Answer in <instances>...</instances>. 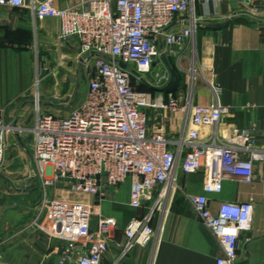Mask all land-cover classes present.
<instances>
[{
	"label": "built area",
	"instance_id": "1",
	"mask_svg": "<svg viewBox=\"0 0 264 264\" xmlns=\"http://www.w3.org/2000/svg\"><path fill=\"white\" fill-rule=\"evenodd\" d=\"M239 1L258 13L255 0ZM193 2L83 0L66 8L55 6L53 0L31 2L38 19H60L62 42L77 37L80 51L93 54L86 63L85 98L68 114L43 112L40 95L34 98L33 162L45 195L39 215L29 227L64 241L59 264H102L116 220L101 214V204L110 187L127 179L132 181L130 205L147 211L128 223L126 240L118 243L120 258L138 245L149 244L155 234L151 224L155 213L170 205L180 189L178 170L186 174L205 171L204 193L189 195V200L223 249L216 264H237L241 234L253 228L254 203L222 201L213 212L208 193L222 191L226 179L252 182L257 162L264 171V131L262 143L250 129L236 127L222 138L216 127L230 108L217 99L214 104H191L190 125L179 137L169 136L162 123L150 132V111L178 113L187 107L181 106L172 92L153 94L139 88L146 83L159 89L169 82L166 72H157L154 82L145 77L152 70L162 35L169 46L194 39L196 20L183 29L164 32L176 19L189 14ZM0 4L25 7L27 0H0ZM213 87L218 97L217 87ZM5 114L0 108V170L5 165L7 133L23 130L8 123ZM202 126L214 129L208 138L202 139ZM240 152L249 157L243 158ZM52 186L96 200L90 204L48 197L47 188ZM94 217L98 218L96 227L92 225Z\"/></svg>",
	"mask_w": 264,
	"mask_h": 264
},
{
	"label": "crops",
	"instance_id": "2",
	"mask_svg": "<svg viewBox=\"0 0 264 264\" xmlns=\"http://www.w3.org/2000/svg\"><path fill=\"white\" fill-rule=\"evenodd\" d=\"M32 1L27 0L25 7L0 4V108L6 110L8 123L23 129L7 133L6 154L16 152L21 165H30L37 175L32 147V129L37 117L34 98L40 95L43 112L68 114L85 98L88 88L86 63L92 60L93 54L80 51L77 37L62 42L59 39L60 19H38L30 7ZM80 1L83 0H53L59 8ZM254 6L258 13H253L239 0H194L189 14L176 19L165 31L183 29L191 20L198 23L193 40L169 46L165 34L159 39L158 55L145 78L154 82L157 72L171 76L170 69L176 70L181 82L172 93L181 106L187 107V112L150 111V132L162 123L169 136L179 137L190 125L191 104H214L218 99L230 108V113L217 125V133L224 138L235 127L250 129L262 143L264 0H255ZM213 23L227 24L218 29L207 27ZM213 85L217 87L218 97ZM151 87L153 94L160 93L158 88ZM51 98L58 101H51ZM213 130L202 126V139L208 138ZM240 154L243 158L249 157L246 152ZM256 164V177L252 182L226 179L222 191L208 193L213 212L218 211L222 201L251 200L254 203L253 228L250 233L241 234L237 264H264V171L258 162ZM177 180L180 189L170 205L153 217L151 224L155 234L151 242L136 246L122 259L118 243L126 240L125 229L131 219L143 215L147 209L130 205L131 179L108 189L100 211L103 216L114 218L116 224L102 264H216L223 249L189 200V195L204 193L205 171L186 174L178 170ZM30 192L20 191L28 201L19 207L17 202L10 205L8 192L0 191V260L59 264L64 241L48 237L43 229L29 227L39 215V205L45 195L40 200L29 199ZM46 194L90 204L96 200L94 196L73 193L58 186L50 187ZM97 219H93L94 227Z\"/></svg>",
	"mask_w": 264,
	"mask_h": 264
},
{
	"label": "rangeland",
	"instance_id": "3",
	"mask_svg": "<svg viewBox=\"0 0 264 264\" xmlns=\"http://www.w3.org/2000/svg\"><path fill=\"white\" fill-rule=\"evenodd\" d=\"M37 89V85L35 87ZM37 173V171H36ZM57 187V186H55ZM27 190L31 191L29 194V199L40 200L42 195L45 193L44 185L39 175L35 174L30 165H21L20 160L16 157V152L9 155L6 154L5 165L0 170V191L8 192V199L10 205L17 202L20 206L28 201L23 199L19 193L20 191ZM48 192L50 187L47 188ZM26 254V253H25ZM2 264H35L28 263L27 261L20 262H2Z\"/></svg>",
	"mask_w": 264,
	"mask_h": 264
},
{
	"label": "water",
	"instance_id": "4",
	"mask_svg": "<svg viewBox=\"0 0 264 264\" xmlns=\"http://www.w3.org/2000/svg\"><path fill=\"white\" fill-rule=\"evenodd\" d=\"M226 24L227 23H213L211 25H207V27L212 28V29H218V28L224 27ZM170 26L165 28L164 32L167 31L170 28ZM166 63L168 64L167 59H166ZM121 65L123 67H126L125 63H121ZM170 73H171V76H170L169 82L164 87L159 88L158 89L159 91L164 92V93H170V92L175 91L178 88V86L180 85L181 80H180L178 72L171 68ZM50 100L54 101V102L58 101V99H56V98H51Z\"/></svg>",
	"mask_w": 264,
	"mask_h": 264
},
{
	"label": "trees",
	"instance_id": "5",
	"mask_svg": "<svg viewBox=\"0 0 264 264\" xmlns=\"http://www.w3.org/2000/svg\"><path fill=\"white\" fill-rule=\"evenodd\" d=\"M139 88L142 89V90H150V91L154 90L151 86H149V85L146 84V83H141V84L139 85Z\"/></svg>",
	"mask_w": 264,
	"mask_h": 264
}]
</instances>
